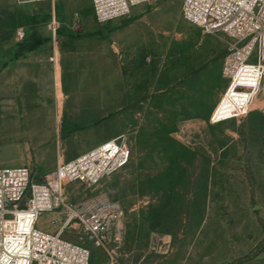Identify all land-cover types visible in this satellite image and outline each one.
Here are the masks:
<instances>
[{
    "label": "rangeland",
    "instance_id": "374dc122",
    "mask_svg": "<svg viewBox=\"0 0 264 264\" xmlns=\"http://www.w3.org/2000/svg\"><path fill=\"white\" fill-rule=\"evenodd\" d=\"M30 5L0 0L2 62L11 47L18 59L42 44L27 36L17 41ZM182 5H142L103 27L91 8L68 32L57 27L56 41L50 26L58 56L62 44L67 52L69 80L80 70L76 78L86 84L71 95L64 115L57 108L58 122L52 97L54 121L39 131L23 134L20 124L4 123V111H18L20 103L0 90V168L29 167L34 181L43 182L59 159H72L73 143L90 135L124 137L129 144L132 158L120 173L93 190L80 184L66 190L75 204L103 195L124 208L125 233L114 257L93 248L76 227L62 235L84 239L91 264H264V89L246 109L223 101L228 40L184 20ZM87 89L91 100L107 101L100 123L73 122V105ZM235 112L242 116L230 120ZM212 116L222 123L211 124ZM56 218L45 215L40 227L58 233Z\"/></svg>",
    "mask_w": 264,
    "mask_h": 264
},
{
    "label": "built area",
    "instance_id": "2783aa9c",
    "mask_svg": "<svg viewBox=\"0 0 264 264\" xmlns=\"http://www.w3.org/2000/svg\"><path fill=\"white\" fill-rule=\"evenodd\" d=\"M21 4L57 0H17ZM98 25L132 16L134 9L162 0H91ZM184 20L208 35H222L228 45L222 76L228 86L225 97L250 107L264 89V0H183ZM58 24L52 19L56 41ZM25 38L17 32V41ZM56 60V56L52 61ZM242 115L235 112L230 120ZM211 124L221 119L211 117ZM132 151L124 137L106 141L70 161H58L53 173L35 182L29 167L0 168V264H91L92 252L81 242L62 235L75 227L93 248L116 256L125 233V211L121 202L94 195L80 203L67 198L66 190L80 184L96 189L103 181L124 170ZM54 213L58 233L40 228L45 215Z\"/></svg>",
    "mask_w": 264,
    "mask_h": 264
},
{
    "label": "crops",
    "instance_id": "0c3cea01",
    "mask_svg": "<svg viewBox=\"0 0 264 264\" xmlns=\"http://www.w3.org/2000/svg\"><path fill=\"white\" fill-rule=\"evenodd\" d=\"M86 1L57 0L54 9L48 2L30 3V13L27 15L29 23L26 28L20 30L24 31L29 42L32 40L40 41L41 46L26 51L18 59H16L12 47L3 53V62L0 60V69L3 70V85L0 84V90L3 88L5 92L12 93L20 103L18 111H4V123L20 124L21 127L18 129L20 133L29 134L33 130L39 131L40 125L53 123L55 114L53 113L52 97H54L56 111L58 108L61 110V116L64 115L65 111L68 110L67 105L72 98L71 95L77 92L79 86L86 84L84 77L76 78L78 75L84 74L80 70L72 72L74 80L71 83L65 68L67 52L61 43L58 56V48L52 42L50 31L53 17L61 32H68L73 29L78 18L88 13L91 8L93 10L91 4L86 5ZM66 40L68 39L66 38ZM54 56H56V60L52 61ZM55 64H57V69H55ZM89 90L86 99L83 97L82 102L73 105L74 110H71V113L75 117L74 123H100L107 117L108 104L106 99L104 101L101 99L91 100ZM56 91L59 93L57 96ZM53 92L54 96L52 95ZM82 107L87 108L79 111V108ZM56 113L58 122V111ZM9 129L11 130L12 127L9 126ZM108 140H111L108 135L102 136L99 133L90 135L78 143H73L72 147L70 145L72 148L71 160L97 148Z\"/></svg>",
    "mask_w": 264,
    "mask_h": 264
},
{
    "label": "trees",
    "instance_id": "16d2710c",
    "mask_svg": "<svg viewBox=\"0 0 264 264\" xmlns=\"http://www.w3.org/2000/svg\"><path fill=\"white\" fill-rule=\"evenodd\" d=\"M36 46H37L36 44H35V45H33V46H32V48H31V50H33V49H34Z\"/></svg>",
    "mask_w": 264,
    "mask_h": 264
}]
</instances>
